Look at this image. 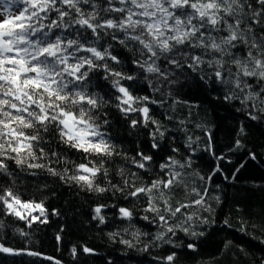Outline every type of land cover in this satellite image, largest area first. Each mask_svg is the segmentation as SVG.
<instances>
[{
  "label": "snow or ice",
  "instance_id": "obj_1",
  "mask_svg": "<svg viewBox=\"0 0 264 264\" xmlns=\"http://www.w3.org/2000/svg\"><path fill=\"white\" fill-rule=\"evenodd\" d=\"M114 44L132 54L134 65L145 78L155 77L161 83L175 85L177 90L189 82L197 88L211 86L223 91L222 99L226 103L233 106L238 103L237 110L248 120H264V0H0V172L8 174L9 159L18 167L26 161L28 168L45 167L38 161L49 156L44 143L53 134L58 135L61 144L89 160L88 164L75 165V171L66 169L60 178L89 191H108L95 181L98 176L107 175L105 158L119 153L103 130L107 119L102 122L99 119L100 109L107 102L89 90L93 75L100 71L114 90V107L130 120L131 128L153 127L151 147L159 148L155 136L159 133L163 137L164 131L150 114L149 97L135 96L131 84L123 83L136 77L114 67L121 64L119 54L114 53ZM205 135L208 136L206 151L219 162L200 177L211 182L224 172L225 163L233 161L224 151L217 154L211 134ZM236 135L227 146V153L244 148L243 124L236 129ZM194 143L189 138L188 147L193 152ZM50 155L59 160L58 153ZM137 155L139 158L133 159V166L147 170L153 156L143 152ZM246 155L248 161L257 159L255 153ZM93 156L98 158L95 163ZM193 159L194 156H188L181 163L169 157L160 164L161 172L167 174L166 170H173L167 180L136 186L135 172L130 173L131 180L125 179V184L133 189L125 193L126 197L146 195L145 211L158 214L164 231L156 235V241L174 245L171 235L178 230L191 236L203 235L190 231L191 217L181 224L170 222L155 203L156 193L163 196L180 177L179 169L191 168ZM246 166L247 161L239 157L231 178ZM48 171L57 175L51 167ZM197 195L200 198L193 203L203 208L204 196ZM188 206L181 204L173 210L164 201V209L172 217ZM0 207L3 215L23 221L27 228L48 223L42 202L23 201L10 188L0 194ZM103 207L98 205L93 209L92 219L99 224L105 223ZM118 213L122 220L133 219L128 208L120 207ZM4 227L0 223V229ZM241 231H245L243 225ZM18 233L23 237L29 235L23 229ZM117 235L110 233L109 237L115 239ZM140 235L143 234L133 232V240L120 239L119 243L135 247L134 241H139ZM56 240L62 241L59 233ZM187 248L196 250L193 243L187 244ZM144 250H148L147 244ZM80 252L76 246L71 248L74 259ZM82 253L96 254L86 245ZM0 254L54 260L38 251L12 248L2 242ZM177 256L173 251L158 259L160 264H178ZM54 264L60 261L55 260ZM257 264H264V258Z\"/></svg>",
  "mask_w": 264,
  "mask_h": 264
},
{
  "label": "trees",
  "instance_id": "obj_2",
  "mask_svg": "<svg viewBox=\"0 0 264 264\" xmlns=\"http://www.w3.org/2000/svg\"><path fill=\"white\" fill-rule=\"evenodd\" d=\"M114 53L119 54L121 60V64L114 67L136 77L134 81L123 83L131 84L135 96L149 97L150 114L164 131L163 137L159 133L155 136L159 148L151 147L153 127L131 128L130 120L114 107V90L104 79L103 72L94 74L89 90L107 102L100 109L99 119L101 122L107 119L103 130L119 153L105 158L107 175L98 176L95 181L108 191H89L60 178L66 169L75 171V165L88 164L89 160L61 144L58 135L49 134L45 139L44 147L49 156L38 161L45 167L28 168V161L18 167L14 160H7L8 174L0 172V194L10 188L23 201L42 202L48 223L27 228L23 221L3 215L0 207V223L5 225L0 229V242L12 248L38 251L54 260L0 254V264H30L33 261L35 264H54L55 260L60 264H160L158 258L173 251L178 254V264H257L264 258V243L261 242L264 240V120H248L237 110L238 103L233 106L222 99V90H214L208 85L197 88L190 82L177 90L175 85L161 83L155 77L145 78L127 49L114 44ZM241 124L246 130L245 146L238 152L227 153V146L237 138L236 129ZM205 133L211 134L217 154L224 151L233 161L232 164L225 163L224 172L217 174L211 182L200 178L219 163L206 151L208 136ZM189 138L195 141L194 152L188 147ZM52 152L58 153V161L56 156L50 155ZM140 152L153 156L147 170L132 164ZM186 153L195 157L192 167L179 169L180 177L163 196L156 193L155 203L160 214L168 215L170 222L181 224L191 217L188 221L190 231L203 235L191 236L178 230L175 235L169 234L174 246L154 239L164 231L158 214L145 211L146 195L126 197L125 193L133 189L125 184V179L131 180L130 173L135 172L136 186L150 185L153 180H167L173 170H166L167 174L161 172L160 164L169 157L183 163L188 159ZM246 153H255L257 159L248 161ZM239 157L247 161V166L233 179V165ZM91 159L95 163L98 158L93 156ZM49 167L55 169L57 175H52ZM225 176L229 178L225 179ZM197 193L204 196L203 208L193 203L200 198ZM165 200L173 210L181 204L189 206L172 217L164 209ZM98 205L104 206L101 213L105 217L104 224L92 219L93 209ZM120 207L133 212L131 221L119 218ZM145 216L150 219H144ZM242 225L245 231H241ZM19 229L29 235L20 236ZM133 232L143 234L139 241H134L135 247L128 248L119 243L120 239L133 240ZM58 233L62 236L61 242L56 240ZM110 233L118 235L110 239ZM189 243L195 244V251L187 248ZM145 244L148 250H144ZM85 245L96 254L84 255L82 247ZM73 246L81 249L75 259L71 255Z\"/></svg>",
  "mask_w": 264,
  "mask_h": 264
}]
</instances>
